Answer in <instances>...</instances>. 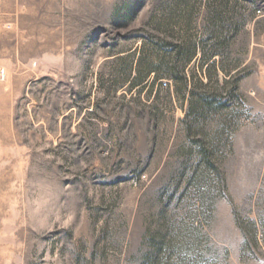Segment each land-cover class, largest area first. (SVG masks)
<instances>
[{
  "label": "rangeland",
  "instance_id": "rangeland-1",
  "mask_svg": "<svg viewBox=\"0 0 264 264\" xmlns=\"http://www.w3.org/2000/svg\"><path fill=\"white\" fill-rule=\"evenodd\" d=\"M0 264H264V0H0Z\"/></svg>",
  "mask_w": 264,
  "mask_h": 264
},
{
  "label": "trees",
  "instance_id": "trees-1",
  "mask_svg": "<svg viewBox=\"0 0 264 264\" xmlns=\"http://www.w3.org/2000/svg\"><path fill=\"white\" fill-rule=\"evenodd\" d=\"M167 44H173V42H171V40H170V41H167ZM198 45L199 44L196 45V43H195L193 45L188 46V53H187L188 55L185 58L183 57L185 62L186 61H190V60H192V58H194V56L196 55L197 50H198V48H197ZM184 46H187L186 43H184V42H181L179 44L178 43H176V44L174 43V49H175V51L177 53V56L185 48ZM215 47H216V45H215ZM215 54H216L215 52L213 54H210L209 60L212 59L215 56ZM177 56H176V58H174V57L172 58L173 62L171 64H173V65L175 64L174 66H176V63H177V61L179 59ZM169 65H170L169 62L165 61L164 63H161L159 67H161V66H169ZM169 69H171L170 74H169L170 76H172L174 79L183 80L184 82H186L187 79L185 78L184 75H182L181 77H178L177 75L173 74L172 67L169 66ZM159 70L157 69L156 71H159ZM227 73H228V71H227ZM144 78L138 80L139 82L137 83V86L143 84L146 81V79H144ZM200 84L203 85L202 82ZM191 92H192V95L195 96L194 91H191ZM199 100H200V102L202 104L201 107L203 109H214L215 101L210 96H208L206 94H202V95H200V99ZM223 106H225V105H223Z\"/></svg>",
  "mask_w": 264,
  "mask_h": 264
}]
</instances>
